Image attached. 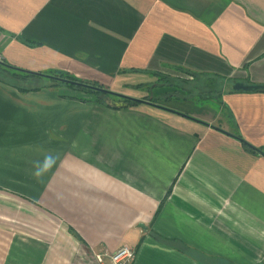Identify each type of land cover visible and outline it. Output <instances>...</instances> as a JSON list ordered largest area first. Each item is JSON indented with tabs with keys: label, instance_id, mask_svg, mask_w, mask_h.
I'll list each match as a JSON object with an SVG mask.
<instances>
[{
	"label": "crops",
	"instance_id": "crops-1",
	"mask_svg": "<svg viewBox=\"0 0 264 264\" xmlns=\"http://www.w3.org/2000/svg\"><path fill=\"white\" fill-rule=\"evenodd\" d=\"M0 60L143 100L0 80V264H264V0H0ZM173 70L217 110L150 101Z\"/></svg>",
	"mask_w": 264,
	"mask_h": 264
},
{
	"label": "trees",
	"instance_id": "trees-1",
	"mask_svg": "<svg viewBox=\"0 0 264 264\" xmlns=\"http://www.w3.org/2000/svg\"><path fill=\"white\" fill-rule=\"evenodd\" d=\"M0 80L8 84L16 85L18 87V90H20V92L36 90V89H40L41 87L53 88V86H60L64 84L68 88L74 91L91 95V97L93 96L94 97L92 98L93 101L104 105L105 102L103 99L107 97H110L111 99L114 100L127 102V104L130 106L137 105L140 102H142L141 99L131 98L128 96H123L114 93L108 90L107 88L102 87L101 84L95 81L81 79L74 75H71L68 72L64 73V71H52L48 73H35L15 67L13 65H9V63L3 60H0ZM31 81H33V84L30 83ZM24 84H28V85L26 86ZM83 99L89 100L90 98H83ZM149 100L154 102L153 98ZM235 137L241 140L243 146H245L248 150L264 153V147H254L252 145H248V143L245 142L240 135H236Z\"/></svg>",
	"mask_w": 264,
	"mask_h": 264
},
{
	"label": "rangeland",
	"instance_id": "rangeland-1",
	"mask_svg": "<svg viewBox=\"0 0 264 264\" xmlns=\"http://www.w3.org/2000/svg\"><path fill=\"white\" fill-rule=\"evenodd\" d=\"M174 72H170V73H152V75H154V77H156V81H159L162 84H171L173 85L175 88H178L180 86H187L188 84H183L184 81H186L189 76V74H187V72L184 71H179L177 72L176 70H173ZM213 85H215L214 83L210 84V88L213 89ZM60 86H64L66 88H68L66 85L62 84ZM145 86V85H144ZM199 89H195V91H193V89H191V85L189 84L188 87L190 88L187 89V91H192L191 94H184L182 96H179L178 98H168V97H160V96H155L152 97L154 99V101L160 102L162 104L168 105L169 108L170 107H175V109H177V111H187V112H196V113H203L205 115H208L210 113H213L217 110V102L215 99L216 95L215 94H211V96L208 97H204L201 95L200 90L202 89L200 87V84H198ZM135 87H143V85H139V86H135ZM146 87V86H145ZM70 89V88H69ZM72 90V89H71ZM183 90V89H182ZM212 92V91H211ZM85 94V93H83ZM91 100L92 98H94L93 96L91 97V95L86 94Z\"/></svg>",
	"mask_w": 264,
	"mask_h": 264
},
{
	"label": "built area",
	"instance_id": "built-area-1",
	"mask_svg": "<svg viewBox=\"0 0 264 264\" xmlns=\"http://www.w3.org/2000/svg\"><path fill=\"white\" fill-rule=\"evenodd\" d=\"M104 255L109 257L111 264H130L134 258V248L128 245H122L113 252L96 254L98 263L102 261Z\"/></svg>",
	"mask_w": 264,
	"mask_h": 264
},
{
	"label": "clouds",
	"instance_id": "clouds-1",
	"mask_svg": "<svg viewBox=\"0 0 264 264\" xmlns=\"http://www.w3.org/2000/svg\"><path fill=\"white\" fill-rule=\"evenodd\" d=\"M58 155L54 153H46L44 155L43 161H34L33 162V176L37 180H40L47 172L51 171L52 168L56 165L58 160Z\"/></svg>",
	"mask_w": 264,
	"mask_h": 264
},
{
	"label": "water",
	"instance_id": "water-1",
	"mask_svg": "<svg viewBox=\"0 0 264 264\" xmlns=\"http://www.w3.org/2000/svg\"><path fill=\"white\" fill-rule=\"evenodd\" d=\"M233 89L243 90V91H257V90L264 91V84H248L244 82H236L233 85ZM103 100L105 102V105L113 107V108H121V107H125L128 105L127 102L120 101V100H114V99H111L110 97H107Z\"/></svg>",
	"mask_w": 264,
	"mask_h": 264
},
{
	"label": "flooded vegetation",
	"instance_id": "flooded-vegetation-1",
	"mask_svg": "<svg viewBox=\"0 0 264 264\" xmlns=\"http://www.w3.org/2000/svg\"><path fill=\"white\" fill-rule=\"evenodd\" d=\"M117 94H118V93H117ZM120 95H122V94H120ZM123 96H125V95H123ZM128 97H129V96H128ZM152 97H154V96H151L150 99H152ZM146 98H147V97H146ZM146 100H148V99H146Z\"/></svg>",
	"mask_w": 264,
	"mask_h": 264
}]
</instances>
